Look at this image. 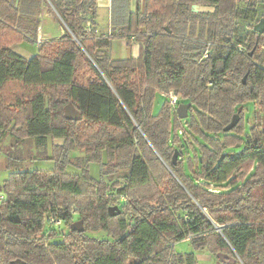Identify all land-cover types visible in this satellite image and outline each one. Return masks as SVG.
<instances>
[{"label": "trees", "instance_id": "1", "mask_svg": "<svg viewBox=\"0 0 264 264\" xmlns=\"http://www.w3.org/2000/svg\"><path fill=\"white\" fill-rule=\"evenodd\" d=\"M23 1L37 3L0 0V145L34 140L54 165L4 181L0 264H199L194 251L175 250L181 240L220 264L219 253L264 264V31L255 30L264 0L259 9L255 0H143L134 10L112 0L106 36L97 0H44L64 34L30 57L12 48L37 40ZM116 38H134L139 55L112 58ZM171 92L191 103L187 119ZM247 103L261 111L250 126ZM69 104L81 119L65 117ZM120 173L122 183L108 181ZM77 220L84 231L71 229Z\"/></svg>", "mask_w": 264, "mask_h": 264}, {"label": "rangeland", "instance_id": "2", "mask_svg": "<svg viewBox=\"0 0 264 264\" xmlns=\"http://www.w3.org/2000/svg\"><path fill=\"white\" fill-rule=\"evenodd\" d=\"M36 1L37 3L31 2V1L22 2V8H26L30 10L29 12L28 11L26 12L25 18L22 20V22L25 25H29L30 27L33 25V21H35L36 19L37 24L43 28V32L46 36H48V38L59 37L62 34H64V29L61 26L60 21H58L54 11H52V9L48 6V4L44 2V0H36ZM138 2L142 4L143 0H137V3ZM257 2L258 0H255L254 2L255 5L253 6V8L259 9ZM195 4H197L198 11H212L213 10V8L210 6H206V5L198 4V3H195ZM236 5L238 7H247L249 4L245 0H238ZM39 26L36 28L38 33L40 32ZM87 26H90V23H88ZM98 29L99 28L97 27V33H98ZM31 33H33L32 30H31ZM106 34L107 35L111 34V28L109 30L107 29ZM42 40H44L42 37L41 38L37 37L36 42L24 41V42L15 44L12 48L22 55L24 54L21 53V51L25 52L24 56L30 57L31 56L30 54H34L37 51V46L40 44ZM26 54H29L30 56H27ZM162 101H163V95L158 94L155 99V104H154L155 111L159 110ZM183 103H186V102H183ZM243 109L245 111L247 126H250L253 123L258 121L261 115V111L257 105L253 103H247L243 107ZM189 112H190V107L188 109L187 118L189 117ZM185 136L190 139V135L188 133H186ZM12 142L13 141L11 140L10 136H8L4 140V142L0 145V191L2 189L1 187L4 181L9 177V174L13 171L33 169V168L49 170V169H52L54 165L52 160H43V158L39 156L38 153L41 150V148H38L35 145L34 140L27 141L26 143L20 145L18 148H13L11 151L9 147ZM55 142L60 143L62 141L57 139L55 140ZM194 143L193 145L194 147H196L197 145ZM193 145L191 144L192 149H194ZM243 148H244L243 146L234 148L235 155L240 154ZM13 150H16V151H13ZM10 154H14L12 155L14 157L20 156L21 160L11 161L9 158ZM72 170L73 169H71V171ZM107 179L111 183H114V181L116 180L122 183L123 173H120L119 175H116L114 177H109ZM115 190L116 189H114L113 191ZM63 227H66V226L63 225ZM61 231H65V228H63ZM91 234L97 237H108L105 232H96V233H91ZM175 250L177 252H182V253L190 252V251H194V252L197 251V250H194L189 240H181V241L176 242ZM204 253L205 255L204 254L200 255L201 257L198 260L199 264H220V261L217 260L215 256H212V254L208 250H205ZM196 255H197V252H196Z\"/></svg>", "mask_w": 264, "mask_h": 264}, {"label": "crops", "instance_id": "3", "mask_svg": "<svg viewBox=\"0 0 264 264\" xmlns=\"http://www.w3.org/2000/svg\"><path fill=\"white\" fill-rule=\"evenodd\" d=\"M98 2V8H97V27L98 34L100 36H106L107 29L109 30L111 28V16H112V0H97ZM137 5V0H130V9L134 10ZM105 21V22H104ZM104 22V24H103ZM40 32L38 33V38L43 39H49L48 36H46L43 32V28L39 26ZM139 42H137L134 38H131L130 41H128L125 38H116L113 39L111 42L110 47V54L112 58L114 59H122L129 56H135L137 57L139 55ZM25 55V52H22ZM28 53V52H27ZM27 56H30L32 54H26ZM197 259H200V255H205V250H197ZM195 252V254H196Z\"/></svg>", "mask_w": 264, "mask_h": 264}, {"label": "water", "instance_id": "4", "mask_svg": "<svg viewBox=\"0 0 264 264\" xmlns=\"http://www.w3.org/2000/svg\"><path fill=\"white\" fill-rule=\"evenodd\" d=\"M192 7H193L194 11H198L197 4H193ZM255 30H257L259 32L264 31V12H263V16L261 17L259 22H257L255 24ZM244 81H245V79H244ZM190 106H191V103H180L178 105L177 113H178V116L181 119L187 118L188 109H189ZM65 117L68 118V119H72V120H79V119H81L82 116H81V113L79 112V110L73 104H69L65 108ZM238 120H239V115L235 114L233 116L231 122L227 126H225L224 130L225 131L231 130L237 124ZM177 158H178V153H175L174 154V163H176ZM114 209H117V213L120 212V209L118 207H111L110 211H112ZM114 213H116V212H112V214H114ZM71 229L72 230H77V231H84L85 228H84L83 221L82 220H77V221L73 222L71 224ZM217 257L222 262L227 263V264H232V263H235V261H236V259L234 257L228 256V255L223 254V253H219L217 255ZM17 261L20 262V263H24L20 259H18Z\"/></svg>", "mask_w": 264, "mask_h": 264}, {"label": "built area", "instance_id": "5", "mask_svg": "<svg viewBox=\"0 0 264 264\" xmlns=\"http://www.w3.org/2000/svg\"><path fill=\"white\" fill-rule=\"evenodd\" d=\"M205 54H207V52H205ZM171 104L174 108H177V106L179 105V98L177 96H175L172 92H171ZM5 193L0 191V201L3 200L5 198ZM63 222L62 219L60 218H51L50 223H54V224H61Z\"/></svg>", "mask_w": 264, "mask_h": 264}]
</instances>
